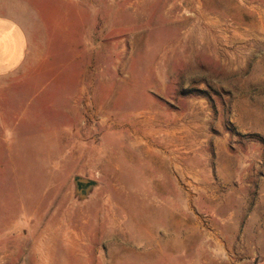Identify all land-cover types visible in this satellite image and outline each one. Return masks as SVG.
I'll use <instances>...</instances> for the list:
<instances>
[{
    "label": "rangeland",
    "instance_id": "374dc122",
    "mask_svg": "<svg viewBox=\"0 0 264 264\" xmlns=\"http://www.w3.org/2000/svg\"><path fill=\"white\" fill-rule=\"evenodd\" d=\"M0 13L47 57L42 76L1 81L0 264H106L75 259L92 237L200 256L212 228L214 264H264V0H0ZM152 122L175 141L129 146ZM152 145L175 150V185L135 160ZM76 177L95 182L85 199Z\"/></svg>",
    "mask_w": 264,
    "mask_h": 264
},
{
    "label": "crops",
    "instance_id": "0c3cea01",
    "mask_svg": "<svg viewBox=\"0 0 264 264\" xmlns=\"http://www.w3.org/2000/svg\"><path fill=\"white\" fill-rule=\"evenodd\" d=\"M38 39V33L36 32V35H34L33 29H31L26 23L22 22L20 19L0 13V88L1 81L4 79H14V83H25L27 80L31 81L33 77L42 76V73L47 72L45 66L41 65L42 62H46L47 57L40 52L39 48H36L41 45V42L38 41ZM182 118H185V115L176 117V115L173 114L171 116V124H167L168 129L176 128L178 120ZM163 131H165V129L157 127L154 122L148 127L141 129L140 132L132 130V132H130L133 135H136V137L133 141H128L129 144H131L129 146L134 148L135 146H138L140 143L139 141L156 142L154 141L153 136H158V134L159 136L168 138V142L172 141L173 139H170L172 134ZM165 141L166 139H164V142ZM123 157H125L129 163L134 162L133 156L129 155L128 152L125 156L123 155ZM148 157L153 158V166L167 172L168 178L173 185H175L177 179L175 150H166L161 145L157 146V148H155L154 145H152V147L147 146L142 153H137L135 160L141 159L144 161ZM184 169L186 168L184 167ZM178 176V178L184 177L185 173L180 170ZM157 187L159 188L160 186L157 185ZM201 233L204 237L211 239V243L215 244L213 241L218 237V234H221V231L212 228L209 230H203ZM183 234L186 237V234H190V232L183 231ZM108 237H104L101 241ZM92 238L91 243L88 242L87 245H80L79 240L77 241L75 239V259L79 262L89 260L90 257H85L84 255H90L95 252L99 254V257L97 256L92 259H97L101 263L106 264H117L118 259L125 255L129 257V260L131 261L136 258L135 261L138 264H214L217 261L216 254L223 252V247L211 243L208 246L198 248V250L201 251H197L196 253L200 254V256H193V250L197 249H193L191 246L185 244L104 248L102 246H95V238ZM102 254H105L104 258Z\"/></svg>",
    "mask_w": 264,
    "mask_h": 264
},
{
    "label": "water",
    "instance_id": "95a60500",
    "mask_svg": "<svg viewBox=\"0 0 264 264\" xmlns=\"http://www.w3.org/2000/svg\"><path fill=\"white\" fill-rule=\"evenodd\" d=\"M74 183L76 185V193L81 200L87 198L91 190L95 187L94 181L81 177H76Z\"/></svg>",
    "mask_w": 264,
    "mask_h": 264
},
{
    "label": "bare ground",
    "instance_id": "6f19581e",
    "mask_svg": "<svg viewBox=\"0 0 264 264\" xmlns=\"http://www.w3.org/2000/svg\"><path fill=\"white\" fill-rule=\"evenodd\" d=\"M142 115H144L145 116V118H147V120H148V122L150 123V121L153 119L152 118V116H151V111L150 110H148L147 112H143V113H141ZM140 114V115H141ZM146 114L148 115V116H146ZM141 115V116H142ZM195 115V114H194ZM196 116V115H195ZM194 119H195V117H194ZM177 120V119H176ZM150 125V124H149ZM154 127V126H153ZM155 128V127H154ZM168 131V130H167ZM163 132H165V131H163ZM117 181H118V179H117ZM119 182V181H118ZM109 204V203H108Z\"/></svg>",
    "mask_w": 264,
    "mask_h": 264
}]
</instances>
